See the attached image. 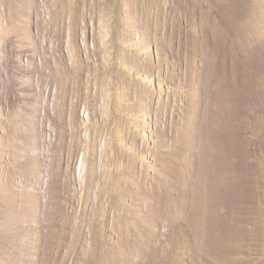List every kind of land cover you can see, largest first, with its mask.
Here are the masks:
<instances>
[{"label":"rangeland","instance_id":"1","mask_svg":"<svg viewBox=\"0 0 264 264\" xmlns=\"http://www.w3.org/2000/svg\"><path fill=\"white\" fill-rule=\"evenodd\" d=\"M0 264H264V0H0Z\"/></svg>","mask_w":264,"mask_h":264},{"label":"built area","instance_id":"2","mask_svg":"<svg viewBox=\"0 0 264 264\" xmlns=\"http://www.w3.org/2000/svg\"><path fill=\"white\" fill-rule=\"evenodd\" d=\"M87 16V15H86ZM88 17V16H87ZM92 23V22H91ZM85 27H87V23L85 22ZM82 38V46L85 47L86 49L91 48L92 47V44L89 42L88 44V40L87 38L85 37V34H84V31H83V34L81 36Z\"/></svg>","mask_w":264,"mask_h":264}]
</instances>
